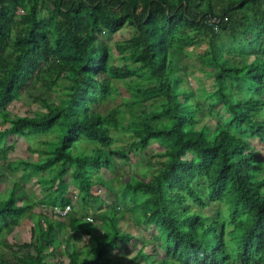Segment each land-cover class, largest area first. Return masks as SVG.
<instances>
[{"label": "trees", "instance_id": "1", "mask_svg": "<svg viewBox=\"0 0 264 264\" xmlns=\"http://www.w3.org/2000/svg\"><path fill=\"white\" fill-rule=\"evenodd\" d=\"M203 43L209 73L183 87L187 50ZM115 82L128 95L118 104ZM24 95L38 111L12 118ZM263 116L264 0H0V177L20 173L44 207L30 241L10 244L35 204L15 184L1 199L0 186V264H264V162L252 147L264 145ZM50 134L37 161L8 160L9 137ZM134 155L146 173L117 175L116 203L149 238L121 230L114 205L87 225L69 197L94 208L92 188ZM214 204L224 212L198 211Z\"/></svg>", "mask_w": 264, "mask_h": 264}, {"label": "rangeland", "instance_id": "2", "mask_svg": "<svg viewBox=\"0 0 264 264\" xmlns=\"http://www.w3.org/2000/svg\"><path fill=\"white\" fill-rule=\"evenodd\" d=\"M132 29L130 27H125L120 33L114 35L111 39L108 40L109 46L112 48L113 44L115 42L121 41V40H126L128 39L131 34H132ZM205 45L203 44H198L192 48H189L187 52H189L190 56L188 59V63L191 65L189 68L188 72V78H186V82L182 85L183 87L185 86L186 88L192 89L197 86V83L199 80L198 79H203L206 78V75L209 73V69H203L199 70L200 66L198 63V58L199 56L205 51ZM121 65V62L119 63ZM207 81V80H206ZM210 84V81L206 82V88ZM204 86L198 88V92L196 94V100H202L203 96L207 93V89L204 88ZM114 87L118 89V94H114L113 98L118 100V104L122 101H124L126 98H128V95L125 91L124 85L121 82H115ZM62 88H59L56 90V93L61 94L62 93ZM33 97H28L26 95L22 96L20 101L14 102L11 106H9L8 111L10 113V116L16 117V116H24L26 114H29L31 112H37L38 111V106L33 103ZM194 98V99H195ZM54 101H56V98H53ZM115 106V105H114ZM206 106V104H205ZM264 117V116H263ZM215 117H209L207 118L206 121H208V124H213ZM261 118V117H260ZM216 120V119H215ZM0 129H2V125H0ZM54 135L50 134L47 136H41L38 138H23V137H9L7 139L6 144L7 145H14L13 150L8 154V160L9 161H17V160H25V161H37L39 159L38 154H33V151L36 148H43V145L39 143V141L43 140H54ZM116 137L118 138V141L116 142V145H124L128 138L126 136H123L122 134H117ZM81 147H85L83 149L88 148V145L82 144ZM260 161L264 162V145L261 144L259 141L254 142L252 146ZM159 147L157 144L152 145V149L155 151H159ZM131 160V163L129 164H122L118 162V165L116 167L115 172L112 175H107L105 177V182L102 185H96L92 188V191L95 195L99 196L100 201L98 203H95L94 208H85L84 210H80L78 208L77 204V198L76 194L72 193V191L69 193V197L72 200V205L73 208L77 209L78 211H85L84 215L82 216L85 217L84 221L87 225L94 226L92 224H95L94 217L104 211L105 209V204L106 205H114V208L116 209L117 207L120 208V214H122V217L119 220V224L121 225V230L126 231V232H131L136 236L138 239L144 236L145 238H149L147 232L145 229L138 228V225L136 224V217H133V214L129 211L126 210V208H123L121 206H118L117 202V197L119 195V192L122 190V185L117 183V175L121 174H128L127 180L131 176H140L143 173H146V156L139 155L136 156ZM163 161V160H162ZM19 176L20 173H15V174H10L8 172H5L3 176L0 177V186H1V192H2V198L4 199V194H6L13 186L14 184L18 186V188H22V191L24 195H26L32 202H34L35 207L28 213H25L21 217L20 225L18 228L15 229V231L7 236V241L10 244H17L21 245L24 242H29L30 237H31V228L34 225V220L37 218V216H40V211H42L41 206L38 207L36 204L38 201L43 197V193L39 190L37 186H32L30 183H28L25 187L23 186L24 184L19 181ZM96 178V177H95ZM94 180V179H93ZM96 180V179H95ZM94 180V181H95ZM126 180V181H127ZM201 184V182H199ZM201 189L205 191L204 185H201ZM104 203V204H103ZM223 205L221 204H214L209 207H207L204 210H198V208H193L194 210L200 211L202 214H204L208 218H213L215 214H218L219 212H224V208L222 207ZM72 208V209H73ZM49 212V211H48ZM51 214V213H49ZM81 214L79 213V216L81 217ZM31 216V217H30ZM93 223H90V222ZM67 233V236L70 235L69 231H65ZM87 240V238H85ZM93 244V242H91ZM138 247V240L134 239L130 245L126 247V249H122L121 252L126 253V256H132ZM151 248V245H149L148 250ZM63 250V249H62ZM63 260L66 259L65 257L62 258Z\"/></svg>", "mask_w": 264, "mask_h": 264}, {"label": "built area", "instance_id": "3", "mask_svg": "<svg viewBox=\"0 0 264 264\" xmlns=\"http://www.w3.org/2000/svg\"><path fill=\"white\" fill-rule=\"evenodd\" d=\"M70 211V207L67 206L65 209H62V210H57V213H59L61 216H64L66 215L68 212Z\"/></svg>", "mask_w": 264, "mask_h": 264}]
</instances>
